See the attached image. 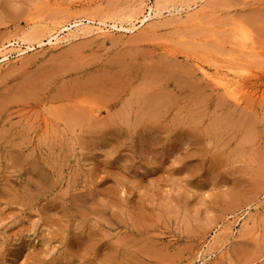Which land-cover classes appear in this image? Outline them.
<instances>
[{
  "label": "rangeland",
  "instance_id": "374dc122",
  "mask_svg": "<svg viewBox=\"0 0 264 264\" xmlns=\"http://www.w3.org/2000/svg\"><path fill=\"white\" fill-rule=\"evenodd\" d=\"M184 2L0 0V264H264V0Z\"/></svg>",
  "mask_w": 264,
  "mask_h": 264
},
{
  "label": "bare ground",
  "instance_id": "6f19581e",
  "mask_svg": "<svg viewBox=\"0 0 264 264\" xmlns=\"http://www.w3.org/2000/svg\"><path fill=\"white\" fill-rule=\"evenodd\" d=\"M174 0H153V3L150 7L147 8L145 13H140L139 17L130 16L126 20H113L112 22L106 21H97L94 19H85L87 24L83 23L82 19L74 20L73 22L65 23L64 25L60 26L57 29H54L52 33H49L46 39L40 41L38 44L41 46H56L59 45L61 42H64L63 35L67 33V35L73 34L75 32H80L86 30L89 34L95 33L99 35H103L105 31H117V32H127V33H134L141 29L146 28L148 24L154 20L162 17L163 12H168L169 8L166 6L168 3H172ZM184 6L180 5L179 7H173L176 11H188L193 13L197 12L198 7H200L201 3L204 0H184ZM183 3V1H182ZM143 3L139 6L141 7ZM187 13V14H188ZM197 15V14H196ZM192 17H194L192 15ZM196 17V16H195ZM198 18V17H197ZM194 19V18H193ZM91 24H97L91 25ZM128 26V27H127ZM109 28V30H107ZM33 38L31 36H27L22 38L20 41H13L8 42L7 46H2V53L0 56V64L6 63L9 61V54L12 51H16L18 57L22 56L26 51H31L33 49ZM24 47L22 49V47ZM9 49L8 51H6ZM246 50L251 51L252 53L258 54V49L254 43H250ZM6 51V52H5ZM203 76L207 78L212 86H214L217 90L221 91L223 96L227 97L230 100H233L236 103H240L242 98L239 97L240 91L246 85V77L244 75H237L231 78V75L227 73L220 72V70L216 69L213 73H210L207 70L201 68ZM165 99V98H164ZM158 103V102H157ZM154 104V103H153ZM158 105V104H157ZM156 105V106H157ZM154 108H156L154 106ZM73 124V123H72Z\"/></svg>",
  "mask_w": 264,
  "mask_h": 264
}]
</instances>
